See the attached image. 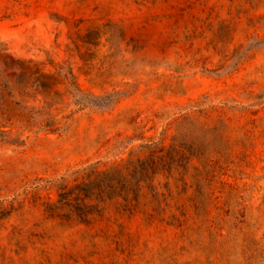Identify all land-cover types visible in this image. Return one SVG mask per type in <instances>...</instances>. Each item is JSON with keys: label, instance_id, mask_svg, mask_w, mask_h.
Returning <instances> with one entry per match:
<instances>
[{"label": "rangeland", "instance_id": "obj_1", "mask_svg": "<svg viewBox=\"0 0 264 264\" xmlns=\"http://www.w3.org/2000/svg\"><path fill=\"white\" fill-rule=\"evenodd\" d=\"M0 264H264V0H0Z\"/></svg>", "mask_w": 264, "mask_h": 264}, {"label": "trees", "instance_id": "obj_2", "mask_svg": "<svg viewBox=\"0 0 264 264\" xmlns=\"http://www.w3.org/2000/svg\"><path fill=\"white\" fill-rule=\"evenodd\" d=\"M110 183V182H109ZM127 182L123 181L122 179L118 178L116 181L117 190H115L113 187H111V184L107 186L110 188L111 192L109 194L111 195H117V197L121 198L123 201V209L124 211H130L137 207L139 204V198L137 195H133L131 197L128 196L129 193V185H126ZM165 199H160L157 196H154L151 198L152 202H163ZM160 205V204H159ZM158 205V207H159Z\"/></svg>", "mask_w": 264, "mask_h": 264}]
</instances>
